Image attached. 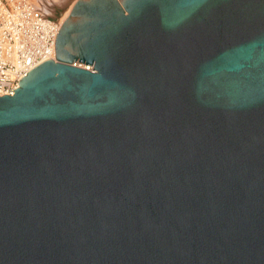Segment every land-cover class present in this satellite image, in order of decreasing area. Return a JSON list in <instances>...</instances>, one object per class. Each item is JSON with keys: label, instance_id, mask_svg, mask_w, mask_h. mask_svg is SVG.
Masks as SVG:
<instances>
[{"label": "water", "instance_id": "1", "mask_svg": "<svg viewBox=\"0 0 264 264\" xmlns=\"http://www.w3.org/2000/svg\"><path fill=\"white\" fill-rule=\"evenodd\" d=\"M0 264H264V0L69 8L0 97Z\"/></svg>", "mask_w": 264, "mask_h": 264}, {"label": "built area", "instance_id": "2", "mask_svg": "<svg viewBox=\"0 0 264 264\" xmlns=\"http://www.w3.org/2000/svg\"><path fill=\"white\" fill-rule=\"evenodd\" d=\"M59 20L31 1L0 0V97L12 96L30 71L55 58Z\"/></svg>", "mask_w": 264, "mask_h": 264}, {"label": "bare ground", "instance_id": "3", "mask_svg": "<svg viewBox=\"0 0 264 264\" xmlns=\"http://www.w3.org/2000/svg\"><path fill=\"white\" fill-rule=\"evenodd\" d=\"M28 1H31L44 16L53 15L54 8L61 7L63 11L60 14V16L62 17L59 18L60 19L59 21L62 26L63 21L67 13L69 12V8H71L78 0H28ZM83 67L86 69H92L91 66H86L84 64Z\"/></svg>", "mask_w": 264, "mask_h": 264}, {"label": "rangeland", "instance_id": "4", "mask_svg": "<svg viewBox=\"0 0 264 264\" xmlns=\"http://www.w3.org/2000/svg\"><path fill=\"white\" fill-rule=\"evenodd\" d=\"M63 11V9L61 8V7H55L54 8V11H53V15H48V16H50V17H52V18H55V17H62V16H60V12H62Z\"/></svg>", "mask_w": 264, "mask_h": 264}]
</instances>
